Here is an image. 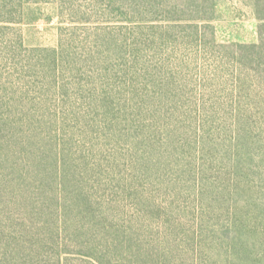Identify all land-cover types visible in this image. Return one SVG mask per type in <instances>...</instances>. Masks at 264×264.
Returning <instances> with one entry per match:
<instances>
[{"label":"rangeland","instance_id":"374dc122","mask_svg":"<svg viewBox=\"0 0 264 264\" xmlns=\"http://www.w3.org/2000/svg\"><path fill=\"white\" fill-rule=\"evenodd\" d=\"M2 17L0 216L64 153L158 205L187 264L216 246L215 264H264V51L238 46L264 40V0H0Z\"/></svg>","mask_w":264,"mask_h":264},{"label":"trees","instance_id":"16d2710c","mask_svg":"<svg viewBox=\"0 0 264 264\" xmlns=\"http://www.w3.org/2000/svg\"><path fill=\"white\" fill-rule=\"evenodd\" d=\"M2 18L0 21L12 20ZM238 46L243 49L241 60L248 59L249 51H255L252 56L261 62L264 40L250 46ZM170 83H165V91H168ZM164 96L170 98L166 92ZM204 98L195 99V104L188 100V106H196ZM118 99L110 98L109 101ZM128 100L129 97H125L118 111L126 108ZM178 100L174 98L175 104ZM151 102H156L155 98ZM105 113L112 119L116 112L109 108ZM204 128L199 124V129L205 131ZM200 135L197 140L204 148L211 141ZM155 145L151 143L149 149ZM191 150L189 144L173 153ZM70 154L74 153L69 149ZM51 156L43 163L53 164L54 160L56 169L45 165L43 173L34 176V183L13 200L11 205L15 204L16 209L1 213L0 264H187L186 249L176 250L173 245L160 244V240H171L166 235L155 236L159 229L155 228L156 222L150 215L158 205L153 201L137 202V195L127 191L132 187L127 181L117 186L109 181L112 190L102 189L100 182L91 181L80 167L74 168L71 156L66 157L64 153L58 157ZM160 157L164 158V155ZM149 162L153 164L150 157ZM138 164L131 167L136 168ZM50 172L55 176L51 177ZM92 175L96 176V172ZM119 190L123 191V197L116 194L120 193ZM101 191L109 192L108 196L101 195ZM128 195L130 202L125 199ZM128 206L131 211L136 209L137 214L130 213ZM196 235L202 236L199 238L202 243L205 236ZM219 246L227 247L224 241L219 242ZM216 250L217 246L212 250L216 254L208 257V264H215L218 257H224L221 251Z\"/></svg>","mask_w":264,"mask_h":264}]
</instances>
